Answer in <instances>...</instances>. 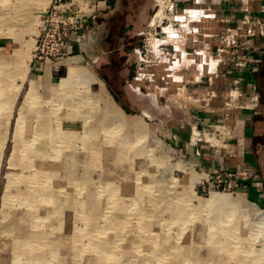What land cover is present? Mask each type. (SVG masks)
I'll use <instances>...</instances> for the list:
<instances>
[{"label": "rangeland", "instance_id": "374dc122", "mask_svg": "<svg viewBox=\"0 0 264 264\" xmlns=\"http://www.w3.org/2000/svg\"><path fill=\"white\" fill-rule=\"evenodd\" d=\"M162 1L128 0L123 12H113L104 22L98 20V14L107 9H97L78 42V52L72 57L84 71L102 83L105 93L118 106L106 83L109 81L113 91L116 90L117 73L109 71L108 51L113 49L114 61L122 67L121 60L127 51L133 49L134 53L136 50L131 63L142 79L137 83L141 88L139 91L145 96L148 91L153 92L157 106L154 108L141 96L137 99L131 88H125L124 97L133 100L134 104H126L127 110H122L125 123L119 132V128L113 129V114H108L103 101L97 100V85L87 86L90 98L97 101L94 111L88 114L81 111L76 102L78 96L73 94L80 88L74 86L71 92L63 95L53 93L60 78L67 74L65 62L68 58L58 55L46 59L37 47L41 44L39 35L54 1L0 0V70L13 74L5 87L6 98L3 103L2 97L0 100V264H201L198 262L203 259L204 264H262L255 263V259H260L257 252L264 256L261 235L264 220L249 203H254L264 214V206L252 200L256 197L255 192L264 194V126L258 129L256 136L259 163L250 177L253 179L252 190L245 183L238 189L227 183L219 187L199 183L207 177L186 159L178 138L165 130L163 120H158L166 115L175 116L171 109H181L176 106L180 87L170 89L169 80L178 81L183 75L180 79L185 84L194 81L196 76L193 65H183L181 52L171 50L173 46L181 49L174 37L169 40L173 46L157 47L163 28L172 23L170 16L183 15L179 10H173L172 15L167 13ZM143 14L154 18L155 23L148 19L141 26L139 37L135 34L133 40L129 39L127 30H121L120 25L122 22L131 25L134 15L144 17ZM203 22L194 20V24H184V27L177 26L179 23L172 25L174 31L186 39L198 35L192 31L199 30ZM28 42L31 47L26 46ZM124 42L128 43L124 45ZM21 57H24V72L11 70L12 61ZM4 60H10L12 65ZM176 60L180 63L172 65ZM258 83L264 120V61ZM29 93L36 100L31 104L32 108L26 104ZM51 99L54 100L50 105L52 111L47 105ZM119 99L123 100L120 96ZM37 111L47 112L48 133L58 130L60 141L70 140L73 166L67 171L68 166H62L64 161L55 159L53 165L57 167L58 179L44 182V185L40 183L46 188L38 187V190L45 193L30 194L25 192L27 187L39 180L29 175L33 168L22 169L25 163L23 147L19 146L21 151L15 157L17 160L14 158L17 166L11 165L10 158L16 144H20L16 142L15 129L21 115L27 121L38 123L42 120H37ZM90 124L93 129L88 128ZM104 129L112 130L114 136H109ZM44 143L47 145L49 140ZM10 174L14 176L9 178ZM67 179V187H64ZM153 181L160 186H155ZM113 188L114 192L111 191ZM123 188L135 192L125 194ZM7 193L11 196L5 200ZM46 194L49 199L43 198ZM214 195L236 199L240 203L237 206L207 204ZM135 205L141 208L140 216ZM135 210L137 214L133 215ZM236 230L237 236L241 235L235 240L238 245L229 247ZM258 234L261 237H256ZM18 243H25L19 261ZM38 248L41 257L34 256ZM234 249L237 254L232 258ZM210 252H217V259L221 260L208 257Z\"/></svg>", "mask_w": 264, "mask_h": 264}, {"label": "crops", "instance_id": "0c3cea01", "mask_svg": "<svg viewBox=\"0 0 264 264\" xmlns=\"http://www.w3.org/2000/svg\"><path fill=\"white\" fill-rule=\"evenodd\" d=\"M127 2L110 0L109 8L98 14V20L104 22L113 12H123ZM174 5L175 11L192 13L179 17V20L184 18L185 25L187 19L188 23L197 20L206 24L204 27L203 22L199 30L194 29L193 33L198 35H190L186 39L181 34L174 35L173 28H169L168 32L164 28L159 44H170L171 47L172 41L169 40L174 37L181 49L175 46L171 50L181 52L183 65H193L196 76L194 81L185 84L180 79L183 75L179 76L178 81L169 80L170 89L180 87L175 93L179 98L176 106L181 109H171L175 116L166 115L158 120H163L165 130L178 138L186 159L204 176L214 171H232L239 174L242 186L245 183L252 190L253 179L250 177L259 163L256 136L258 129L264 126L258 83L264 61V0H174ZM143 15H134L131 25L126 26L123 22L120 25L121 30H127L125 33L129 39L133 40L135 34L140 35L141 26L148 19L155 23L154 18ZM202 15L211 16L207 18ZM216 34L218 37H215ZM128 42H124V45ZM77 49L74 47V50ZM113 52V49L108 51L111 61L108 68L117 73L116 90L113 91L109 81L106 83L109 93L118 103L117 107L125 112L126 104H134L133 100L124 97L123 92L125 88H131L137 99L139 96L146 98L156 108L153 92L148 91L145 96L139 91L141 88L137 83L142 79L136 73V66L131 63V56L136 55V50L134 53L133 49L127 51L121 60L122 67L114 61ZM179 60L172 62V65ZM175 68L179 70V67ZM255 195L252 200L264 206V194L255 192Z\"/></svg>", "mask_w": 264, "mask_h": 264}, {"label": "bare ground", "instance_id": "6f19581e", "mask_svg": "<svg viewBox=\"0 0 264 264\" xmlns=\"http://www.w3.org/2000/svg\"><path fill=\"white\" fill-rule=\"evenodd\" d=\"M36 4V3H35ZM45 4V2H44ZM37 5V4H36ZM41 5V4H40ZM39 7V6H38ZM44 7V6H43ZM38 16V15H37ZM33 19V18H32ZM184 19V18H183ZM182 19V20H183ZM35 22V21H34ZM36 28V27H35ZM166 31L168 32L169 31V28L166 29ZM16 42V41H15ZM18 46V45H17ZM28 47H31V44L28 42L27 45ZM34 48V47H33ZM19 50V49H18ZM27 50V49H26ZM19 54V52H18ZM31 54V52H30ZM14 57V56H13ZM20 57V56H19ZM18 58V57H17ZM24 58V57H23ZM23 58L21 57L20 60L16 61V62H13L14 65H12L10 63V60H4L6 64H10L12 65L11 66V70H15V69H18L19 71L18 72H21L23 70L22 68V65H23ZM76 59L74 58H68L65 62V65L67 67V74L66 76L63 78H60L59 80V84L57 85V87L53 90V93L57 94V95H63L65 93H67L68 91L71 92L72 89H74L76 87L80 88V91L79 90H76L75 89V92H73V94L75 96H78V99H77V103L79 102V104H77V106L79 105L81 111L85 114H88L89 111H94V106L97 105V101L95 99H92L90 98L89 94H88V90H87V86L88 84H95L98 86V90H97V100L99 101H103L104 103V107L109 111L108 114L111 112L114 116V120H112L114 123H113V129L115 128H119L120 130H118L119 132H121V129L122 127L124 126V123H125V120L123 118L122 115H124L122 113V111L117 107L116 104L113 103V101L111 100V98L105 93L104 91V87L102 85V83L94 78L91 74L87 73L86 71H84L79 65H78V62L75 61ZM0 62H2V60L0 59ZM25 64V63H24ZM4 65V64H3ZM26 65V64H25ZM24 66V65H23ZM7 67V66H6ZM10 70V69H9ZM6 71V70H5ZM4 69L3 71L0 70V100H1V97H2V102L3 103V99H5V94L4 92L7 90V88L5 87H8V79L13 75L11 73V71H7L5 72ZM22 72V73H23ZM21 73V74H22ZM12 74V75H11ZM23 75V74H22ZM2 85H4L3 87H1ZM94 86V85H93ZM30 91V90H29ZM87 92V93H86ZM31 93V92H30ZM29 93V94H30ZM28 94V95H29ZM91 95V94H90ZM30 98L27 100V103L31 108L34 103L35 98L33 99V95L30 94L29 96ZM54 102L53 99H51L47 105L50 107V105H52L51 103ZM72 103V102H71ZM86 103V105H85ZM25 106V104H24ZM47 106V107H48ZM101 106V105H100ZM35 107V106H34ZM48 107V108H49ZM21 108V107H20ZM39 109V108H38ZM50 110L52 111L53 109L50 107ZM34 111V110H33ZM23 112V111H22ZM30 112V111H29ZM36 112V111H35ZM47 112H40V111H37V120L38 119H41L42 121L41 122H31V121H27L25 120V117L24 115L22 116L21 115V120L20 122H18V127L15 129V135H16V142H20V144H16V148L14 149V152L11 156V165H14V166H17L15 164V159L17 158L16 155L19 154L18 152L21 151V149L19 148V146H22L23 147V154H22V160L23 162H25L22 166V169L24 168H33L32 170V173L29 174L32 178H34L35 180H39V181H34V185L33 186H29L27 187L28 188V191L26 190L25 192L27 193H36L37 191L38 192H43V191H40L38 190V187L43 189V188H46L44 187L43 185L45 184L44 182H49V180H52V179H55L57 178V174H56V171L55 169V166L53 165V161H55V159H59L60 160H63L64 161V164H62V166L64 165H67L68 167H66L65 169H67V171H69V168L70 166H73L71 161L73 160L72 158H70V156H72L71 154H69L70 152V140L65 141V140H62L60 141L59 140V134L60 132H58V128L56 129L57 130V133H48V116H47ZM88 116V115H87ZM110 116V115H109ZM92 117V116H91ZM19 118V117H18ZM88 118V117H86ZM5 119V118H4ZM87 120V119H86ZM36 121V120H35ZM92 121V120H91ZM93 124V123H92ZM50 125V124H49ZM97 126V125H96ZM3 127V126H2ZM1 127V128H2ZM88 128H91L93 129V125L91 126L90 124V127ZM135 129V128H134ZM106 130L105 132H109V136H114V134L112 133V130L110 129H104ZM138 130V129H137ZM139 132L143 131V130H138ZM146 131V130H145ZM136 132H134L135 134ZM52 134V135H51ZM57 134V136H56ZM142 135V134H141ZM139 135V136H141ZM48 136H53V138L51 137L50 138H47ZM143 137V135H142ZM121 138V137H120ZM48 139L49 140V143L46 145L44 143V141ZM122 139V138H121ZM124 140V138H123ZM145 142V141H144ZM140 149V147H139ZM111 151V150H110ZM121 152V151H120ZM112 153V151L110 152ZM109 153V154H110ZM114 154V153H113ZM118 154V153H117ZM146 154V153H145ZM115 156V155H114ZM113 156V157H114ZM16 157V158H15ZM15 158V159H14ZM17 160V159H16ZM123 162V161H122ZM47 163V164H45ZM9 165V164H8ZM10 165V166H11ZM21 168V167H20ZM9 170V169H8ZM191 170V169H190ZM26 171V170H25ZM27 172V171H26ZM22 173V172H21ZM65 173V172H64ZM26 174V173H25ZM11 175V174H10ZM12 176H14V174H12L11 176H9V178ZM25 176V175H24ZM190 176V175H189ZM60 177V176H59ZM69 176L67 175V178ZM58 179V178H57ZM197 180H199V178H196ZM195 179V181L197 182V180ZM191 180V179H190ZM12 181L11 180L9 182V190H10V186L12 185ZM42 182L43 185H40V183ZM30 183V182H29ZM68 183V179L66 182H64L63 186L64 187H67ZM152 183V182H151ZM194 183V181H193ZM153 184H156L155 186H160V184L158 182H155L153 181ZM146 188V187H145ZM18 190V189H17ZM111 191H115L114 188L111 190ZM10 192V191H9ZM15 192V191H13ZM23 192V191H22ZM135 191H132V189H125L123 188L122 189V193H125V194H129V193H134ZM16 193V192H15ZM45 193V192H43ZM66 195V193H63ZM89 195V194H88ZM11 195H7L5 196V200L6 199H9ZM57 196V195H56ZM128 196V195H127ZM16 197V196H15ZM33 197V196H31ZM37 197V196H36ZM52 197V196H51ZM44 199L46 198H50V196L47 197V194L43 196ZM53 199V198H52ZM90 199V198H89ZM91 203V202H90ZM215 203H220V204H231V205H238L240 203V201H236L233 200V199H230L229 197H226V196H221V195H214L211 197V199L209 200V202L207 204H215ZM249 205L254 208L255 210H257V215L258 217L262 218L264 220V214L261 210H258V208L256 207V205L254 203H249ZM136 206V205H135ZM59 208V207H58ZM99 208V206H98ZM96 209V208H95ZM136 209H139V216H140V210L141 208H138L136 206ZM213 210V209H212ZM137 211L135 210L133 215H136ZM12 213V212H11ZM14 213V212H13ZM99 213V212H98ZM144 214V212H142V215ZM19 218V217H17ZM20 219V218H19ZM208 221V220H207ZM212 222V221H211ZM229 223V221H227ZM13 223V222H11ZM23 224V223H22ZM21 224V225H22ZM212 224V223H211ZM264 225V222L262 223ZM18 228V227H17ZM216 228L213 227V230H215ZM218 229V228H217ZM235 228H232V230H234ZM216 232V230L214 231V233ZM213 233V234H214ZM216 235V234H215ZM262 239L264 240V230H262ZM261 235H256V237H261ZM230 236V235H229ZM251 236V235H250ZM249 236V237H250ZM255 236V235H253ZM252 236V237H253ZM215 237V236H214ZM214 237H212L214 239ZM238 237H241V235H238L237 236V230L234 234V237H231V239H233V241L231 242V244L229 243V247H235L238 245L235 240L238 238ZM15 238V237H14ZM204 238L202 237L201 240H203ZM259 239V238H258ZM186 240V239H185ZM40 241V240H38ZM18 242V241H17ZM39 242H36V245H38ZM19 244V243H18ZM29 243H27L26 245H28ZM189 244V243H188ZM187 244V245H188ZM217 244V243H215ZM24 246H25V243L22 244L20 243L19 245H17V250L19 249L20 252H18L17 256H18V261L22 255V252H23V249H24ZM264 246V245H263ZM21 247V249H20ZM102 247V246H101ZM228 247V246H227ZM16 249V247H15ZM236 250H232L231 251V257L232 258H235L236 257V254L237 252H235ZM16 253V252H15ZM107 253H108V250H107ZM110 253V252H109ZM259 253V254H258ZM35 257H41V252L38 248V251L34 254ZM112 256V255H111ZM215 257L216 259L215 260H221V259H217L219 258V254L217 252H210L208 253V257ZM257 256L260 257V259H255V263L256 262H259V263H262L264 264V256H263V253L262 252H257ZM263 256V257H262ZM262 257V258H261ZM16 260V258H15ZM253 260V259H252ZM235 261V260H234ZM113 262V261H112ZM198 263H201V264H204V259L203 260H199Z\"/></svg>", "mask_w": 264, "mask_h": 264}, {"label": "built area", "instance_id": "2783aa9c", "mask_svg": "<svg viewBox=\"0 0 264 264\" xmlns=\"http://www.w3.org/2000/svg\"><path fill=\"white\" fill-rule=\"evenodd\" d=\"M53 6L50 8L49 16L46 20V24L41 29L40 46L37 47L39 54L45 55L46 59L49 57H56L58 55H65L67 58L74 56L78 50H74V47H78L80 38L83 37V32L88 28L90 23L89 19L92 18L94 12L97 9L109 8L110 0H52ZM165 6V11L169 14H173L175 11L174 0L162 1ZM186 12V14H184ZM183 16H190L192 14L189 11H185ZM170 16V15H169ZM182 15L170 16L173 25L179 23L180 27H184L183 20H179ZM194 16V15H192ZM209 18L211 15H202ZM169 18V19H170ZM172 23L170 26L164 28H173ZM189 24V23H187ZM186 24V25H187ZM185 25V26H186ZM163 28V30H164ZM176 35V31H174ZM194 32V30L192 31ZM163 33V32H162ZM164 44H158L157 47L169 46ZM173 46V45H172ZM175 48V47H173ZM207 178L201 180L200 184L209 185H225L233 186V188H240L241 182L239 174L232 171H214L206 176Z\"/></svg>", "mask_w": 264, "mask_h": 264}]
</instances>
